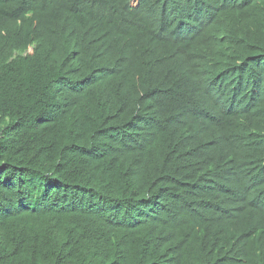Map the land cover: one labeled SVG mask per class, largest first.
Segmentation results:
<instances>
[{"label": "trees", "instance_id": "16d2710c", "mask_svg": "<svg viewBox=\"0 0 264 264\" xmlns=\"http://www.w3.org/2000/svg\"><path fill=\"white\" fill-rule=\"evenodd\" d=\"M128 1L0 0V264H264V0Z\"/></svg>", "mask_w": 264, "mask_h": 264}, {"label": "clouds", "instance_id": "9594fccd", "mask_svg": "<svg viewBox=\"0 0 264 264\" xmlns=\"http://www.w3.org/2000/svg\"><path fill=\"white\" fill-rule=\"evenodd\" d=\"M245 1L246 0H217V4L214 8H211L210 5L208 17L210 16L209 18H211L212 16L217 15L216 18L219 20V27L215 35L217 37L218 42H213L214 47L216 46L217 48L216 49L217 51L211 52L210 55L211 57L220 56V59H222L224 58V53H226L230 49L232 50L235 49V46L239 45L238 40L240 37H232L231 34L239 26L238 22L236 21L237 13L241 8H243V6H245L244 5ZM138 5H139L138 0L128 1V8L130 10L137 9ZM208 5L209 2L205 6L206 13L208 12ZM194 55H195L194 58L197 62L195 73H197L200 67V62L202 61V57L200 56V54L194 53ZM224 80L225 78L222 79L221 82H224ZM232 87L235 90L242 91L245 90L248 87V85L247 84L245 85L243 82L240 81H235ZM247 94L248 91L235 99L245 97ZM212 97L217 103V105L222 106L223 104H225V97L223 93L217 92V94L213 95ZM242 101H248V99H243Z\"/></svg>", "mask_w": 264, "mask_h": 264}]
</instances>
